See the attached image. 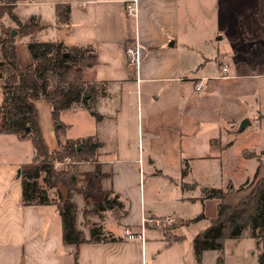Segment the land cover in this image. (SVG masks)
<instances>
[{
  "label": "crops",
  "instance_id": "obj_1",
  "mask_svg": "<svg viewBox=\"0 0 264 264\" xmlns=\"http://www.w3.org/2000/svg\"><path fill=\"white\" fill-rule=\"evenodd\" d=\"M128 1L18 0L14 5L21 22L34 17L48 25L36 40L94 49L96 63L86 74L104 84L105 95L94 107L100 119L77 106L61 112L59 120L80 113L84 131L74 135L73 123L61 120L63 138L94 135L100 143L95 160L78 166L79 178L98 176L87 197L73 194L75 223L86 238L90 225H96L114 241L63 244L55 204L21 202L17 170L33 155L29 140L0 134V264H148L162 249L180 243L181 236L148 227L145 241H128L124 229L138 231L141 215H170L188 225L197 215L204 217L207 204L217 214V200L203 197L208 188H234L228 199L237 204L248 193L239 187L256 172L257 179L264 176V0H136V20L125 14ZM58 3L69 6L67 33L55 26ZM28 39L16 45L20 67L31 63ZM135 40L137 69L125 54ZM199 79L204 88L197 92ZM33 106L46 149L57 150L50 106L41 99ZM244 118L249 124L240 131ZM24 141L29 154L20 158ZM9 151L19 158L6 159ZM59 193L66 195L62 189ZM115 194L122 209L83 217L85 208ZM189 209L191 217H181Z\"/></svg>",
  "mask_w": 264,
  "mask_h": 264
},
{
  "label": "trees",
  "instance_id": "obj_2",
  "mask_svg": "<svg viewBox=\"0 0 264 264\" xmlns=\"http://www.w3.org/2000/svg\"><path fill=\"white\" fill-rule=\"evenodd\" d=\"M18 0L0 1V134H12L17 139H27L33 150L28 163L19 167L17 178L21 184L22 205L55 204L60 223L62 243L75 247L85 242L114 241L104 236L100 226L90 225L89 238L75 223L77 212L73 194L88 196L94 186L97 173L86 174L79 178L78 166L82 161H94L100 143L94 135L81 139L63 138L66 125L59 115L67 109L83 106L94 120L100 115L94 111L95 102L105 95L102 82L91 81L86 72L96 63L94 49L90 45H66L60 40L38 41L35 35L48 27L37 18L21 22L13 13ZM69 6L66 3L54 5L55 26L67 33ZM3 16L13 23H6ZM15 32L14 34L11 32ZM28 37L25 43L31 63L20 67L16 60V45L21 38ZM44 100L50 106L57 150L48 151L44 145L38 127L33 102ZM62 136V138H61ZM250 155L245 152V156ZM68 158L67 163L63 160ZM59 165V166H58ZM184 165L181 175L186 176ZM239 187L248 189V193L237 204L231 203L228 196L234 188H208L204 198L217 200V214L210 220L209 226L199 231L192 239V249L197 262H200L204 250L218 252L216 263L223 264L222 252L225 239L239 236L248 230L258 247V263L264 264V176ZM184 189V185H181ZM247 187V188H246ZM65 191V196L59 190ZM51 192L54 197L50 198ZM93 209L85 208L86 214H98L103 209H122L118 195L103 198ZM126 214V211H123ZM203 215H197L189 221H198ZM84 223H87L84 220ZM165 235L167 231L163 229ZM75 257V253L73 252Z\"/></svg>",
  "mask_w": 264,
  "mask_h": 264
},
{
  "label": "rangeland",
  "instance_id": "obj_3",
  "mask_svg": "<svg viewBox=\"0 0 264 264\" xmlns=\"http://www.w3.org/2000/svg\"><path fill=\"white\" fill-rule=\"evenodd\" d=\"M8 23L10 25H13V23H11L10 21ZM48 33H50V31H48L47 34ZM79 116L80 113L76 115L66 113L65 115L60 117V120L62 121L68 120L73 123V127L71 128L72 129L71 133H73L74 135H76L77 133H81L82 131H84L86 127V125L83 124V120ZM20 146L22 148V153H20L21 155L20 158H22L25 157L26 152L27 153L29 152L28 149H30V146L29 144H26L25 141L22 142V145ZM14 157L19 158V155L10 151L7 154V156H5L6 159H11ZM84 177L85 175L82 178ZM232 180L235 184L238 182V180L234 177H232ZM253 180L254 177L247 180L245 186H247V184H249ZM217 183L219 184L221 182L218 181ZM244 190L247 191L248 189L246 190L244 188ZM158 204L160 205L161 210H166L165 205H163L162 203H158ZM207 205L205 206L204 209V217L201 220H198L196 222L189 221L188 225H180L181 224L180 221L176 220L173 217L175 219L173 224L161 227L162 230L165 229L168 232L167 234L172 235L173 238L176 235H180L181 242L174 243L173 246H171L168 249H162L159 254H156L158 255V257H156L154 261L148 260V264H219L216 263V259L219 254L215 250H204L200 262H197L193 254V249H192L193 237L196 235V233H198L201 230H204V228L209 226L211 217L216 216L214 215L215 208H213L211 204L209 206ZM191 214H192V210L189 209L187 212L184 213V215H181V217H183L184 219H188L191 217ZM223 247H224L222 252L223 264H259L257 261L258 249L256 246V241L247 231H242V233L239 235L238 238L225 239L223 243Z\"/></svg>",
  "mask_w": 264,
  "mask_h": 264
},
{
  "label": "built area",
  "instance_id": "obj_4",
  "mask_svg": "<svg viewBox=\"0 0 264 264\" xmlns=\"http://www.w3.org/2000/svg\"><path fill=\"white\" fill-rule=\"evenodd\" d=\"M124 11H125V14L127 15L128 18L131 17V18L136 20L137 15H138V13H137V11H138L137 1L131 0V1L126 2L125 7H124ZM125 54H126L127 62L131 66H133L137 69L139 66V63H140V58H139L140 46H139V43L136 42V40L133 42V44L126 46ZM222 70L224 72L228 71L226 66H222ZM194 86H195V90L197 92L202 90L204 88V83H203L202 79H199V81H197L194 84ZM67 161H68V158H65L63 160L64 163H67ZM139 221H140V223H139L138 231H134L131 228L124 229L123 234L128 241H130V240L145 241V237H146L145 230L148 227L159 229L163 226L173 224L175 219L170 215L159 216V217H148L147 215L144 214V215H141Z\"/></svg>",
  "mask_w": 264,
  "mask_h": 264
},
{
  "label": "water",
  "instance_id": "obj_5",
  "mask_svg": "<svg viewBox=\"0 0 264 264\" xmlns=\"http://www.w3.org/2000/svg\"><path fill=\"white\" fill-rule=\"evenodd\" d=\"M13 34L15 33V32H13V31H11ZM247 124H249V120L247 119V118H244V120H242L241 122H240V124H239V130L241 131V130H243L244 129V127H245V125H247ZM19 172V170H17V173Z\"/></svg>",
  "mask_w": 264,
  "mask_h": 264
}]
</instances>
